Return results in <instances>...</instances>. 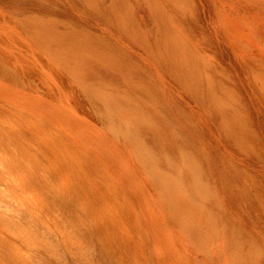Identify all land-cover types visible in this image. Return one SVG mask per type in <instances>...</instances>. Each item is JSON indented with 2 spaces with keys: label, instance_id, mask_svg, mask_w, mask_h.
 <instances>
[{
  "label": "bare ground",
  "instance_id": "6f19581e",
  "mask_svg": "<svg viewBox=\"0 0 264 264\" xmlns=\"http://www.w3.org/2000/svg\"><path fill=\"white\" fill-rule=\"evenodd\" d=\"M70 1L96 19L69 14L68 0H0V134L29 150L30 139L42 143L44 166L61 167L48 173L50 184L98 208L106 201L92 193L71 156L79 154L82 135L69 138L58 123L103 131L132 158L178 237L193 242L194 254L203 252L196 264H264L261 237L245 236L228 215L237 230L227 232L223 219L220 230L222 222L212 219L219 210L213 216L208 204L214 197L222 213L224 194L241 198L236 204L253 216L256 199L264 209V168L253 161L264 162V138L253 124L264 116V11L228 2L237 0ZM202 1L212 8L202 20L214 23L211 31L198 21ZM223 49H230L227 58ZM262 218L254 219L261 228ZM143 241L139 250L149 263Z\"/></svg>",
  "mask_w": 264,
  "mask_h": 264
},
{
  "label": "rangeland",
  "instance_id": "374dc122",
  "mask_svg": "<svg viewBox=\"0 0 264 264\" xmlns=\"http://www.w3.org/2000/svg\"><path fill=\"white\" fill-rule=\"evenodd\" d=\"M68 1L63 4L66 8L71 9V11L68 8V11L66 10L69 14L73 15L76 11L77 15L86 19H96L85 11L84 15L82 10L79 9V11L74 5L70 7L72 2ZM228 2L230 4L233 2L232 5L234 4L238 8L247 4L254 5L253 9L260 7L264 11V0ZM238 3H241L240 6ZM203 5H207V2ZM204 9L206 18H199L198 21L200 20V25L206 28L207 25L202 20L210 19L207 14H212L210 12L212 8L210 5L208 8L207 5ZM226 10L231 11L228 6H226ZM207 11L209 13H206ZM259 20L264 23V18L260 17ZM213 26L214 23H209L206 29L209 27L208 30L211 31ZM260 32L263 34L262 29ZM219 36L222 37L221 34ZM256 43L258 44V42ZM239 50H244V48ZM261 51L263 50L256 52L263 54ZM229 52L230 49H223V56L227 58ZM243 58L246 61L248 57L245 55ZM249 59L250 61H248ZM249 59L248 63L246 61V65L252 62L251 58ZM168 86L170 87L171 84ZM256 118L253 124L256 123L257 126H254L257 128L254 132L258 130L260 136L264 138V116L258 113ZM58 125L65 132V136L69 138L76 139L77 136L82 135L83 142H81L79 154L71 155L75 160L74 168L79 170L81 178L93 184L92 193L100 195L98 197H102L106 203L98 208L87 207L86 199L74 194L73 189L70 194H64L60 184H50L47 178L49 172L59 173L61 167L53 162L52 168L44 166L49 162V158L42 143L37 142L34 138L30 139L28 144L32 149L29 150L25 144L14 143L7 134H0V264H196V261L203 258V252L194 254L193 246L190 245L193 242L180 239L177 230L170 227L174 223L170 222L171 218L167 219L168 209L160 208L161 202L158 203L160 206H157L154 201L156 198L152 199L146 187L141 183L140 172L132 158L128 153L122 151L119 144L115 140L113 141L110 135L108 136L103 131L93 130L92 127L90 129L81 123L78 124V128L83 131H78L75 127L68 128L62 122ZM209 127L216 134L213 126ZM84 132L87 133L86 136L83 135ZM250 134L254 137V133ZM261 137L260 139H263ZM96 138L104 140L102 142L104 145L100 146ZM239 154L242 155V152ZM239 154L237 153L238 158L247 156H244L245 153L242 156ZM256 158L253 159L254 163L256 162L258 166L264 168V162L261 164L258 161L262 158L260 159L258 156ZM83 159H85L84 163L81 162ZM249 165H253L252 162ZM81 171H83L82 174ZM216 171H213L214 174L211 175L216 176L219 180L220 174L218 173V175ZM74 173L73 175L78 178L79 175ZM221 177L223 178L222 175ZM231 178L236 183L238 182V185L242 181L238 180L240 177L237 176ZM213 180L216 181L212 178ZM217 185H219L218 182ZM249 185L248 188L250 187L249 190L254 195L256 189L251 190L252 184L249 183ZM253 185L252 187H254ZM121 188L127 190V194L124 195ZM223 195L220 194L219 198L221 200L224 198V201L228 199L226 201L230 203L227 202V205L222 200L227 208V210L226 208L222 209L225 211L222 213L221 209H218L220 206L213 204L216 199L214 197L212 198L214 201L210 199L212 204L208 199L211 210H215V213L212 210L211 214H217L219 210V217L215 215L218 218L212 217V219L217 225L222 222V219L224 224L226 223L227 227L223 222V226L221 223L219 224L222 227L218 225L220 230L226 227L228 228L227 232L230 233L232 229L237 230L235 224L239 222L238 228L241 225L245 236L254 235V239L259 235L262 244L259 246L258 254L264 259V233L261 234V231L264 232V226L261 228L256 225V220L254 222L256 216L264 217L262 205L257 199L255 200L253 214L256 216H253L252 212L247 210V206L239 203H242L239 201L241 198L235 200L230 196ZM189 196H191L190 192ZM236 201L239 202L236 204ZM231 202L236 208L233 206L229 208ZM221 207H224L223 204ZM249 208L252 209V206ZM234 212L235 214H233ZM205 215L208 216V213ZM223 216L226 218L230 216L232 220H227ZM220 217L222 218L219 219ZM167 220L169 221L167 222ZM237 220L239 221L237 222ZM228 222L229 226L232 224L235 226L228 227ZM252 222L255 223L254 226ZM169 223L172 225L168 226ZM261 223L264 224V218ZM142 240L149 252V263L143 260V252L139 250Z\"/></svg>",
  "mask_w": 264,
  "mask_h": 264
}]
</instances>
